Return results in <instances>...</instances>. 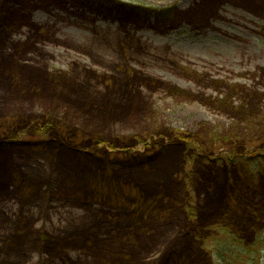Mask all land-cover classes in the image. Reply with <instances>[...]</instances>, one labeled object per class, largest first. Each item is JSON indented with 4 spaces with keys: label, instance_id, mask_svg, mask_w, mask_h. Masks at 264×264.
<instances>
[{
    "label": "rangeland",
    "instance_id": "obj_1",
    "mask_svg": "<svg viewBox=\"0 0 264 264\" xmlns=\"http://www.w3.org/2000/svg\"><path fill=\"white\" fill-rule=\"evenodd\" d=\"M263 156L264 0H0V264H224Z\"/></svg>",
    "mask_w": 264,
    "mask_h": 264
},
{
    "label": "trees",
    "instance_id": "obj_2",
    "mask_svg": "<svg viewBox=\"0 0 264 264\" xmlns=\"http://www.w3.org/2000/svg\"><path fill=\"white\" fill-rule=\"evenodd\" d=\"M143 10L146 11L148 14L149 13L156 14L161 19H168L174 14V8L172 7L161 9V10L143 8ZM43 125L44 127H46V129H48L47 127H50L49 120L45 118H41L37 120V122L34 125V128L40 129L38 126L42 127ZM184 139L186 140V138ZM232 147L234 150L235 147H237V144L233 142ZM232 153H233L232 157H235V154H237V157H241V158L243 157L242 156L243 154H239L236 151H233ZM253 157L255 159H258L259 156L256 155ZM223 158L226 159L228 158V156L225 154ZM248 159H251V155L249 156ZM259 162H261L260 159H259ZM223 230L226 233L225 229ZM215 251H216L217 258L221 260V262L224 264H264V236L258 238L256 242L250 245L236 244L234 242L233 243L229 242L227 239H223L219 241V244L216 246Z\"/></svg>",
    "mask_w": 264,
    "mask_h": 264
}]
</instances>
